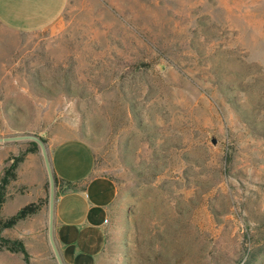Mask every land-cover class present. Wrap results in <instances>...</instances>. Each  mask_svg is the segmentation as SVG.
Wrapping results in <instances>:
<instances>
[{
  "label": "rangeland",
  "instance_id": "rangeland-1",
  "mask_svg": "<svg viewBox=\"0 0 264 264\" xmlns=\"http://www.w3.org/2000/svg\"><path fill=\"white\" fill-rule=\"evenodd\" d=\"M25 133L84 139L117 182L102 264H264V0H69L0 29V136ZM22 153L0 218L39 209L0 237L58 264L38 144L0 142V178Z\"/></svg>",
  "mask_w": 264,
  "mask_h": 264
},
{
  "label": "crops",
  "instance_id": "crops-1",
  "mask_svg": "<svg viewBox=\"0 0 264 264\" xmlns=\"http://www.w3.org/2000/svg\"><path fill=\"white\" fill-rule=\"evenodd\" d=\"M68 2L0 0V29L15 33L46 29L59 19ZM47 146L56 179L54 235L63 260L65 264H102L119 186L97 168L94 149L84 139L69 137ZM29 169L31 155L21 167ZM20 254L0 251V264H28Z\"/></svg>",
  "mask_w": 264,
  "mask_h": 264
},
{
  "label": "water",
  "instance_id": "water-1",
  "mask_svg": "<svg viewBox=\"0 0 264 264\" xmlns=\"http://www.w3.org/2000/svg\"><path fill=\"white\" fill-rule=\"evenodd\" d=\"M17 140H31L38 144L44 164L47 170V175L49 179V215H48V237L49 242L54 252L55 258L58 264H65L61 252L59 250L58 244L55 239L54 235V222H55V202H56V179L53 172L49 149L46 142L43 140L42 137L32 134V133H25V134H16V135H7V136H0V142H8V141H17Z\"/></svg>",
  "mask_w": 264,
  "mask_h": 264
},
{
  "label": "trees",
  "instance_id": "trees-1",
  "mask_svg": "<svg viewBox=\"0 0 264 264\" xmlns=\"http://www.w3.org/2000/svg\"><path fill=\"white\" fill-rule=\"evenodd\" d=\"M45 141V139L43 138ZM32 144L37 146V143L32 141ZM25 153H22L20 156L15 157L14 162L5 170L4 175L0 178V208L5 201L4 191L7 184L16 177V168L24 158ZM39 209V205L36 203H30L22 207L16 214L12 215L8 219L0 218V228L10 227L16 224L19 220L26 218L28 215L35 213ZM0 242L2 243L1 247L5 246L14 252H22L24 254L25 261L29 264V254L21 240H9L3 237H0ZM9 243V245H8Z\"/></svg>",
  "mask_w": 264,
  "mask_h": 264
}]
</instances>
